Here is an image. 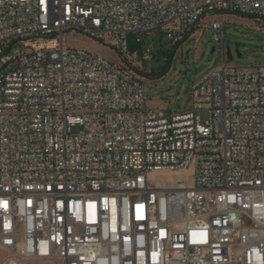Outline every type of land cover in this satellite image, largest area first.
<instances>
[{
	"label": "built area",
	"instance_id": "built-area-1",
	"mask_svg": "<svg viewBox=\"0 0 264 264\" xmlns=\"http://www.w3.org/2000/svg\"><path fill=\"white\" fill-rule=\"evenodd\" d=\"M219 15L264 23V0H0L7 264H264V65L224 61L187 110L146 105L143 37L179 48L206 22L221 43ZM68 32L121 61L67 48ZM43 40L58 45L29 44ZM191 169L169 188L150 179Z\"/></svg>",
	"mask_w": 264,
	"mask_h": 264
},
{
	"label": "rangeland",
	"instance_id": "rangeland-1",
	"mask_svg": "<svg viewBox=\"0 0 264 264\" xmlns=\"http://www.w3.org/2000/svg\"><path fill=\"white\" fill-rule=\"evenodd\" d=\"M215 19L220 21L224 27L221 43L213 41L208 23L204 22L197 28L193 38L179 48L170 49L172 53L171 69L166 76L155 80L146 78V105L148 109L164 114L187 110L190 106L193 86L224 61L235 66L264 65L263 22L233 15H219ZM128 39L131 50L142 48V44L135 43V36L130 35ZM143 43L144 46L153 49L155 53L160 50L169 51V43L160 33L145 35ZM29 44L35 49H41L55 48L58 42L43 40ZM65 46L91 52L113 63L121 61L119 53L81 33L68 32L65 38ZM19 49V47H15L12 53H17ZM229 52L231 59L228 57ZM164 64L166 62L161 57L152 59L146 63L144 72H149L152 67H159ZM199 115L204 121L208 119L206 111H200ZM73 131L77 132L78 129ZM193 173V169L182 173L158 171L152 173L150 179L159 187L169 188L173 186L177 176L189 177ZM12 257V254L0 247V264H7V261ZM54 263L62 264L58 260H55ZM18 264L49 263L40 259H19Z\"/></svg>",
	"mask_w": 264,
	"mask_h": 264
},
{
	"label": "trees",
	"instance_id": "trees-1",
	"mask_svg": "<svg viewBox=\"0 0 264 264\" xmlns=\"http://www.w3.org/2000/svg\"><path fill=\"white\" fill-rule=\"evenodd\" d=\"M239 17L247 18L244 16H239ZM249 19H252V18H249ZM158 57L163 58L166 64L161 65L159 67H152V69L149 72H146V71L141 72V74L149 80L163 78L169 73L171 69L172 53L170 52V50L169 51L160 50L158 53H155V59H158Z\"/></svg>",
	"mask_w": 264,
	"mask_h": 264
},
{
	"label": "water",
	"instance_id": "water-1",
	"mask_svg": "<svg viewBox=\"0 0 264 264\" xmlns=\"http://www.w3.org/2000/svg\"><path fill=\"white\" fill-rule=\"evenodd\" d=\"M241 55L239 54V57H240ZM228 57L231 59L232 57H231V54H230V52H229V54H228Z\"/></svg>",
	"mask_w": 264,
	"mask_h": 264
},
{
	"label": "bare ground",
	"instance_id": "bare-ground-1",
	"mask_svg": "<svg viewBox=\"0 0 264 264\" xmlns=\"http://www.w3.org/2000/svg\"><path fill=\"white\" fill-rule=\"evenodd\" d=\"M162 171H165V170H162ZM169 172V171H168ZM171 173H173V172H171ZM151 176V175H150Z\"/></svg>",
	"mask_w": 264,
	"mask_h": 264
}]
</instances>
